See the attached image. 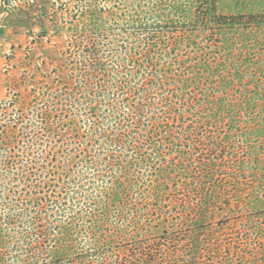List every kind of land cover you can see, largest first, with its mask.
Here are the masks:
<instances>
[{"label": "rangeland", "instance_id": "obj_1", "mask_svg": "<svg viewBox=\"0 0 264 264\" xmlns=\"http://www.w3.org/2000/svg\"><path fill=\"white\" fill-rule=\"evenodd\" d=\"M198 3L0 0V146L18 147L20 121L40 104L51 137L54 176L18 190L37 211L66 176L64 145L79 147L76 160L91 149L66 99L93 94L89 112L100 117L113 103L107 89L123 106L109 136L126 153L108 155V191L86 215L38 217L47 243L80 250L88 227L101 239L116 231V245L173 232L159 264H189L195 239L198 264H264V0H217L230 20ZM103 50L121 61L115 87Z\"/></svg>", "mask_w": 264, "mask_h": 264}, {"label": "clouds", "instance_id": "obj_2", "mask_svg": "<svg viewBox=\"0 0 264 264\" xmlns=\"http://www.w3.org/2000/svg\"><path fill=\"white\" fill-rule=\"evenodd\" d=\"M103 56L112 57V87H115L120 80L121 61L105 50ZM89 95L93 94L86 91L80 97L73 95L64 103L72 117L81 121L85 139L91 145L90 152L86 158L76 160L74 153L79 151V147L64 145L59 153V164L66 176L59 190L53 192L54 199L47 201V207L42 211H37V206L30 204L18 190L33 177L43 182L54 176L47 168L51 137L45 135L43 128L42 110L45 105L31 109L20 121L22 139L15 150L0 146V252L6 256L0 264H48L51 242L33 247L40 239L37 235V218L43 216L51 225L65 222L77 212L86 215L94 202L108 191V155L112 153L111 158L116 159L117 153H126L125 147L109 136L119 122L123 106L118 104L114 93L105 89L101 95L107 96L113 103L110 109H105L100 117H96L89 112V104L95 102L94 98H87ZM8 115L10 121L15 120V110ZM14 151L18 155L13 159ZM29 173H32V177H29ZM90 232V227L83 228L77 235L81 251L87 249L91 252L93 248L95 237ZM99 256L103 257V252Z\"/></svg>", "mask_w": 264, "mask_h": 264}, {"label": "trees", "instance_id": "obj_3", "mask_svg": "<svg viewBox=\"0 0 264 264\" xmlns=\"http://www.w3.org/2000/svg\"><path fill=\"white\" fill-rule=\"evenodd\" d=\"M198 6L200 9L204 8L207 13H214L215 19H234L233 16H226L218 14L217 0H198ZM214 21V20H213ZM251 23L252 21H247ZM224 22L218 21L217 24H223ZM138 108V107H137ZM139 111V108L137 109ZM53 128V127H48ZM108 212V211H106ZM123 214H119L122 217ZM39 243L34 244L33 247H40L47 243L46 233L42 228L38 226ZM143 227L137 226V230ZM117 234V235H116ZM143 234V233H141ZM156 238L154 233L141 235L140 238H132L123 245H116V237L118 233H113L112 237L107 238H95L93 248L91 252L89 250H75L67 242L63 240L58 244L53 245L50 249V259L48 264H159V250L160 246L166 244L170 239H173V232H166L163 234L158 233ZM200 239H195L193 245V251H195V257L191 258L189 264H198L196 262V254L201 249ZM103 252V257L99 256V253ZM6 259L3 252H0V261ZM194 261V262H193Z\"/></svg>", "mask_w": 264, "mask_h": 264}]
</instances>
